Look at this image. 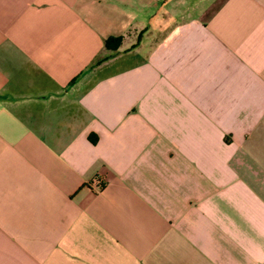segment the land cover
<instances>
[{
  "label": "crops",
  "instance_id": "0c3cea01",
  "mask_svg": "<svg viewBox=\"0 0 264 264\" xmlns=\"http://www.w3.org/2000/svg\"><path fill=\"white\" fill-rule=\"evenodd\" d=\"M0 264H264V0H0Z\"/></svg>",
  "mask_w": 264,
  "mask_h": 264
},
{
  "label": "trees",
  "instance_id": "16d2710c",
  "mask_svg": "<svg viewBox=\"0 0 264 264\" xmlns=\"http://www.w3.org/2000/svg\"><path fill=\"white\" fill-rule=\"evenodd\" d=\"M118 40H119V38L118 37H108V38H106L105 40H104V42H103V46L105 47V48H112L113 47V45H116L117 44V42H118ZM110 41H112V44H110L109 45V42ZM112 45V46H111Z\"/></svg>",
  "mask_w": 264,
  "mask_h": 264
},
{
  "label": "rangeland",
  "instance_id": "374dc122",
  "mask_svg": "<svg viewBox=\"0 0 264 264\" xmlns=\"http://www.w3.org/2000/svg\"><path fill=\"white\" fill-rule=\"evenodd\" d=\"M136 60V56H133V57H124V56H122L121 57V59H119L118 61H116L117 63H115L116 65L117 64H124V63H127V62H132V61H135ZM102 70H106V68L105 69H102Z\"/></svg>",
  "mask_w": 264,
  "mask_h": 264
},
{
  "label": "built area",
  "instance_id": "2783aa9c",
  "mask_svg": "<svg viewBox=\"0 0 264 264\" xmlns=\"http://www.w3.org/2000/svg\"><path fill=\"white\" fill-rule=\"evenodd\" d=\"M95 183L97 184V180H95Z\"/></svg>",
  "mask_w": 264,
  "mask_h": 264
}]
</instances>
